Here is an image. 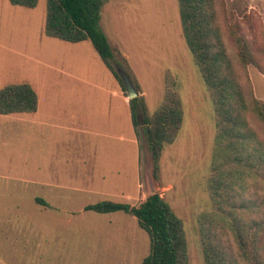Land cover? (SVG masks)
<instances>
[{"label": "rangeland", "instance_id": "rangeland-1", "mask_svg": "<svg viewBox=\"0 0 264 264\" xmlns=\"http://www.w3.org/2000/svg\"><path fill=\"white\" fill-rule=\"evenodd\" d=\"M215 8L229 54L234 56L236 51L235 37L249 45L257 64L245 67L251 95L264 102V0H215ZM45 12L46 0H38L34 9L0 0V89L28 84L39 105L35 116H0V264H35L30 226L36 223L30 216L37 210L43 214L59 211L33 204L34 159L53 169L47 175L54 184L87 188L81 178L88 169L83 156L108 146L104 136L108 131L114 134L116 126L114 117L107 116L114 104L111 74L89 42L68 44L45 37ZM101 20L111 44L131 55L147 92L149 114L163 100L164 72L169 70L175 77L183 124L176 140L163 147L154 180L157 194L183 222L188 264H204L197 216L211 210L206 183L216 127L210 98L182 36L178 2L110 0ZM113 65L115 71L121 70ZM138 96L143 97L141 90ZM117 120L121 132L124 123ZM250 121L264 138V123L253 115ZM137 131L143 166L146 140L141 126ZM142 176L144 181L143 172ZM97 189L92 194L71 191V205L66 208L79 215L70 222H53L55 235L61 236L54 245L49 240V258L38 260L39 264H141L148 255V235L134 217L122 212L103 216L74 205L108 200ZM142 192L146 198L145 183ZM144 198L128 203L137 206ZM110 200L126 203L119 197ZM78 230L85 232V238L74 237Z\"/></svg>", "mask_w": 264, "mask_h": 264}, {"label": "trees", "instance_id": "trees-1", "mask_svg": "<svg viewBox=\"0 0 264 264\" xmlns=\"http://www.w3.org/2000/svg\"><path fill=\"white\" fill-rule=\"evenodd\" d=\"M110 0H46L43 34L69 44L87 41L118 82L115 64L136 92L139 84L126 59L114 49L100 27L101 11ZM16 7L34 9L38 0H8ZM182 36L210 98L216 134L206 189L211 210L197 216L204 264H264V138L250 115L264 123V102L251 95L245 67L257 66L249 45L235 37L229 54L215 0H177ZM174 75L164 72V96L152 113L142 96L129 101L132 125L143 118L144 137L158 171L163 147L172 144L183 124V105ZM245 80V81H244ZM38 98L28 84L0 89V115L35 113ZM138 137V136H137ZM45 205L41 199H36ZM96 214L122 212L135 218L149 238V253L141 264H188L182 220L158 194L137 206L112 201L87 205Z\"/></svg>", "mask_w": 264, "mask_h": 264}, {"label": "crops", "instance_id": "crops-1", "mask_svg": "<svg viewBox=\"0 0 264 264\" xmlns=\"http://www.w3.org/2000/svg\"><path fill=\"white\" fill-rule=\"evenodd\" d=\"M102 11H101V15H102ZM100 27L109 41V37L103 30V23L101 18H100ZM109 43L113 47H116L114 46V44H111L110 41ZM116 49H118L123 55V57L126 58L139 84L141 93L145 98L144 101L146 105L147 92L143 90L141 87V81L139 79V76L131 63V59H132L131 55L129 54L128 51L121 49L118 46L116 47ZM105 69L109 72V70L106 67ZM60 73L63 74L62 71H60ZM112 78L114 80V89L112 91V95L114 97V104H111V106L108 107L107 116L110 117L111 119L114 117L116 126L118 121L117 119L120 118L121 120H123L124 127H122L121 129L122 131L120 132V128L114 126V134L110 131H108V133L105 134L104 137H106L110 143L108 146L103 148L102 151H98V152L93 151L90 154L83 156L82 161L84 162V165L88 167V169L83 173H81L82 174L81 178L84 179V181L89 185V187L87 188L90 189L87 188L82 189L76 187L73 188L70 185H65V184L64 185L54 184L52 181V177L50 175L49 176L47 175V174H52L53 169L52 168L50 169L48 166L46 167L43 166L39 161L34 159L35 166L32 169L31 184L33 188L36 189V192L33 194V204L36 206L37 205L44 206L46 207L47 210L51 209L49 207H56L59 210V211L51 210V212L48 211L45 214L40 213L37 210L36 213L30 216L31 221L33 223H36L35 226L34 225L30 226V229L32 227L33 244H35V258L37 260L35 261V264H39L38 260L43 262L45 258H49V246H50L49 240L54 245V241L61 236L60 233L59 236L55 235L54 231L56 227L53 225V222H57V221L70 222L72 218H75L79 215L66 208L71 205V200H72L71 191L77 194H83V193L92 194L93 191L96 188H98L97 191H102L101 195L105 199H108L107 201H112L110 200V197H119L120 199L126 202L125 204H129L128 201L132 199L134 200L137 197L139 198V200L141 196L142 198H144V194L142 192V186L144 183L142 176V172H143L142 159L139 150V140L134 132L132 125L129 100L127 97L124 96V93L121 90L115 78L113 76ZM38 109H39V105L37 107L36 112L30 114H32V116H35L38 112ZM146 109L148 111L147 105H146ZM15 114H20V113H15ZM11 115L13 114L0 115V116H4L8 118ZM21 121H25V120H21ZM35 121L36 120H34V122ZM34 122H32V125L36 124V122L35 123ZM85 128L86 127H83L82 130L86 132ZM64 162L67 163L66 161ZM41 174L44 175L41 176ZM94 184L96 186L93 187ZM78 197L81 198L80 196ZM78 197H75L74 199H78ZM36 199H41L43 203H45V205L40 204ZM74 205L80 207L82 205V211L85 212L84 207L91 204L85 202V204L75 203ZM102 215L105 216L104 214ZM74 237L77 239H81V238L83 239L85 238V232L78 230V233H76ZM46 264H51V262H47Z\"/></svg>", "mask_w": 264, "mask_h": 264}, {"label": "water", "instance_id": "water-1", "mask_svg": "<svg viewBox=\"0 0 264 264\" xmlns=\"http://www.w3.org/2000/svg\"><path fill=\"white\" fill-rule=\"evenodd\" d=\"M116 72L122 80L125 91L127 93V98L129 100L136 98L138 96V92L135 91L128 76L121 70H118ZM136 119H137L138 126H142L143 118L140 113L136 116ZM153 169H154V165L148 153L147 145L145 142L143 174H144V183H145V189H146V193H145L146 198L157 194L156 184H155L154 175H153Z\"/></svg>", "mask_w": 264, "mask_h": 264}]
</instances>
